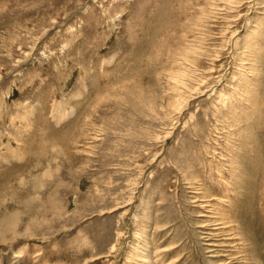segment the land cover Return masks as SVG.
<instances>
[{
	"label": "rangeland",
	"instance_id": "obj_1",
	"mask_svg": "<svg viewBox=\"0 0 264 264\" xmlns=\"http://www.w3.org/2000/svg\"><path fill=\"white\" fill-rule=\"evenodd\" d=\"M0 264H264V0H0Z\"/></svg>",
	"mask_w": 264,
	"mask_h": 264
},
{
	"label": "bare ground",
	"instance_id": "obj_2",
	"mask_svg": "<svg viewBox=\"0 0 264 264\" xmlns=\"http://www.w3.org/2000/svg\"><path fill=\"white\" fill-rule=\"evenodd\" d=\"M32 180H34V178L32 179ZM34 183V182H33ZM9 231V230H8Z\"/></svg>",
	"mask_w": 264,
	"mask_h": 264
}]
</instances>
